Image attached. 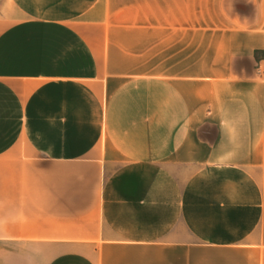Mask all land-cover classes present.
Returning a JSON list of instances; mask_svg holds the SVG:
<instances>
[{
  "label": "crops",
  "instance_id": "1",
  "mask_svg": "<svg viewBox=\"0 0 264 264\" xmlns=\"http://www.w3.org/2000/svg\"><path fill=\"white\" fill-rule=\"evenodd\" d=\"M0 264H264V0H0Z\"/></svg>",
  "mask_w": 264,
  "mask_h": 264
}]
</instances>
